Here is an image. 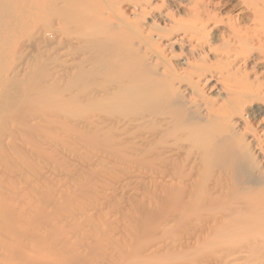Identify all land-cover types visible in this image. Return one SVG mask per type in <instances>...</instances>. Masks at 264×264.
I'll return each instance as SVG.
<instances>
[{
    "label": "bare ground",
    "instance_id": "6f19581e",
    "mask_svg": "<svg viewBox=\"0 0 264 264\" xmlns=\"http://www.w3.org/2000/svg\"><path fill=\"white\" fill-rule=\"evenodd\" d=\"M0 264H264V0H0Z\"/></svg>",
    "mask_w": 264,
    "mask_h": 264
},
{
    "label": "rangeland",
    "instance_id": "374dc122",
    "mask_svg": "<svg viewBox=\"0 0 264 264\" xmlns=\"http://www.w3.org/2000/svg\"><path fill=\"white\" fill-rule=\"evenodd\" d=\"M31 52H32V51H30V52H28V53H31ZM19 54H20V55H19ZM19 54H18L19 56H22V55H21L22 53H19ZM16 56H17V55H16ZM16 56H15V57H16ZM15 57H14V58H15ZM16 59H17V58H16ZM18 59H21V58L18 57ZM18 59H17V60H18Z\"/></svg>",
    "mask_w": 264,
    "mask_h": 264
}]
</instances>
